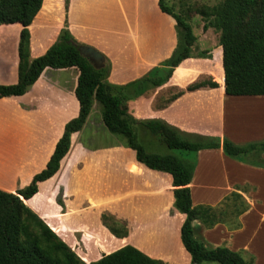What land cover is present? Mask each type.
I'll list each match as a JSON object with an SVG mask.
<instances>
[{
	"label": "crops",
	"instance_id": "0c3cea01",
	"mask_svg": "<svg viewBox=\"0 0 264 264\" xmlns=\"http://www.w3.org/2000/svg\"><path fill=\"white\" fill-rule=\"evenodd\" d=\"M151 1L155 14L166 22L164 35L161 27L159 32L165 39H151L154 44L149 48L143 44L153 34L141 32L148 24L138 19L141 9L135 1L137 27L132 64L137 72L131 75L132 68L113 75L109 63L108 83L122 85L137 79L168 59L175 49V21L159 10L158 0ZM42 6L28 27L32 58L44 54L38 45L34 48L36 33L48 38L42 20H38ZM61 27L52 28L51 44ZM20 30L19 24L0 26V37L14 46L13 56L7 60L11 75L15 73L13 80L8 79L11 75L0 79V85L17 83ZM219 36L217 29H201L192 47L193 57L182 61L165 85L128 101V113L138 121L160 120L185 134L226 139L237 146L264 143V96L225 94ZM200 52H206L207 58H199ZM103 57L109 59L108 54ZM1 66L4 64L0 59V75L4 73ZM78 76L74 67L45 68L23 95L0 98V190L15 193L46 167L65 124L78 116L74 94ZM219 76L222 84L216 80ZM202 80L214 82L217 87L186 91L187 86ZM135 132L149 146L147 152L173 155L141 127L136 126ZM97 136L106 142L98 144ZM184 160L195 162L188 185L192 206L215 208L221 219L211 228L199 220L192 221L195 239L207 249L225 246L245 256V260L252 257L253 264H264V168L252 165L264 162V151L253 153L243 162L226 156L221 148H209L185 154ZM88 185L90 194L82 192ZM231 193L241 196L245 211L242 200H226ZM57 196L64 207L56 202ZM23 202L85 264L124 246H132L164 264H191L190 254L181 242L185 215L174 207L172 177L139 163L135 152L108 132L97 103L82 129L70 136L69 150L58 171L38 183L37 193ZM102 215L124 224L127 235L114 236Z\"/></svg>",
	"mask_w": 264,
	"mask_h": 264
},
{
	"label": "trees",
	"instance_id": "16d2710c",
	"mask_svg": "<svg viewBox=\"0 0 264 264\" xmlns=\"http://www.w3.org/2000/svg\"><path fill=\"white\" fill-rule=\"evenodd\" d=\"M43 0H0V26L19 24L18 80L13 85H0V98L21 96L34 84L45 68L64 69L74 67L79 71L74 94L79 104L76 118L65 124L64 132L57 141L46 167L36 174L31 183L15 193L0 190V264H85L80 258L23 202L38 191V183L51 178L59 169L60 161L70 147V136L84 126L94 103L100 108L102 121L108 132L121 136L125 145L135 152L136 160L147 168L168 173L172 177L174 207L185 215L181 226V242L190 254L191 264L212 262L218 264H253V258L245 260L239 252L225 246L207 249L194 237L192 221L199 220L206 228L221 222L217 209L192 206L190 183L195 162H187L174 155L149 153L138 142L135 127L139 126L168 150L196 154L199 150L221 148L224 154L238 161L264 151V143L237 146L219 138L188 135L160 120L134 119L127 110V102L134 100L149 89L165 84L178 65L192 58V47L197 37L182 14L175 13L158 0L159 10L175 21L177 45L172 55L153 67L143 78L124 86L107 82L110 64L104 57L96 68L80 55L76 42L67 30L62 29L56 42L35 59L29 57L30 33L28 27L39 12ZM202 19V31L209 28L220 32L222 50L224 92L229 96H264V0H222L216 6H204L195 10ZM185 19V20H184ZM199 58H206L200 52ZM201 87L216 88L210 81L195 82L186 91ZM182 94V92H179ZM119 138V137H118ZM119 138V139H121ZM252 165L263 167V161ZM230 198L242 200L231 193ZM243 211L246 204L242 200ZM102 220L116 237L127 235L124 224L106 215ZM89 264H164L151 259L132 246H124L96 262Z\"/></svg>",
	"mask_w": 264,
	"mask_h": 264
},
{
	"label": "rangeland",
	"instance_id": "374dc122",
	"mask_svg": "<svg viewBox=\"0 0 264 264\" xmlns=\"http://www.w3.org/2000/svg\"><path fill=\"white\" fill-rule=\"evenodd\" d=\"M135 1L139 2V6L141 9L138 19L141 21V23L146 22L148 24L146 27L142 26L141 32L147 35L153 34L148 35L149 42L146 44L144 41H142L143 44L149 48V45L151 47L154 44L150 41L151 39L164 40V36H160L161 34L159 32L161 27L164 35L166 22L162 18H158L157 14H155L154 3L151 0H44L42 9L38 16V20H42V24L46 29V32L44 33L48 36V38H46L44 34H41L39 36V33H36V36H34V48L38 45L39 49H44L45 53L56 42L61 30L64 29L70 33V35L76 42L80 41L81 44H85L84 46L92 47L100 54H102V56L108 54V60L111 64L113 75H117V72H121L122 70L133 68V71L130 72V74L132 75L134 74V71L137 72V69L133 67L132 64L133 56L135 54L134 32L136 31L137 27ZM221 1L222 0H165V3L167 6L172 8L175 13L184 15L186 19L184 20L191 26L194 35L198 36L201 35L202 19L196 14L195 10L204 6H216L221 3ZM47 15H49L48 19H46ZM59 25L62 27L59 30V34L56 40L53 42V44H51L50 40L53 37V31L55 27ZM141 39H143L142 34ZM0 42H2L0 44V56H6L5 58L0 57L4 64V66H1L2 70H4V73L0 75V79H4L7 76L9 77L12 73L10 71V69L12 68L11 63L7 60V58H11L13 56L14 46L9 40L6 41L1 37ZM31 56L29 40V57L30 59H35ZM217 69L221 70L220 65H217ZM149 71H146L142 76L137 77V79L131 82L143 78ZM12 75L8 79L13 80L15 73H13ZM216 80L220 84H222V76L216 77ZM131 82H128L126 84H129ZM126 84H122L121 86H124ZM152 90L153 89H149L146 92H150ZM67 99L70 100L69 91L67 92ZM67 106H71L70 101L67 102ZM6 111L7 110L4 109L3 113H6ZM242 118H246V116H242ZM112 136L119 140L123 147L128 148L125 145L124 140H122L121 136ZM118 137L121 139H119ZM95 139L98 144L106 142V140L104 138L102 139L100 136H97ZM94 142L93 140H89V143L93 144ZM138 142L145 147L146 151H149V146L147 144H144L142 140H139V138ZM169 152L179 159L185 158V154H192L190 152L178 150H169ZM90 188V185H88L87 187H83L82 192H87V194H90ZM59 198L60 197L57 196L56 202L64 207V203ZM242 257L246 259L245 256L242 255ZM202 264L218 263L205 262Z\"/></svg>",
	"mask_w": 264,
	"mask_h": 264
},
{
	"label": "water",
	"instance_id": "95a60500",
	"mask_svg": "<svg viewBox=\"0 0 264 264\" xmlns=\"http://www.w3.org/2000/svg\"><path fill=\"white\" fill-rule=\"evenodd\" d=\"M81 56L86 58L94 67H100L104 62V57L97 50L88 46H80L78 48Z\"/></svg>",
	"mask_w": 264,
	"mask_h": 264
}]
</instances>
